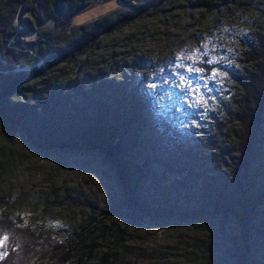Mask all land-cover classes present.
<instances>
[{"label": "rangeland", "instance_id": "374dc122", "mask_svg": "<svg viewBox=\"0 0 264 264\" xmlns=\"http://www.w3.org/2000/svg\"><path fill=\"white\" fill-rule=\"evenodd\" d=\"M207 1L214 11L200 4L172 6L169 0H70L64 12H78L70 26L64 28L55 21L43 26L55 36L65 37L102 17H116L133 6L146 5L140 19L101 36L76 66L59 65L32 82L34 92L27 96L39 103L40 92L52 90L51 105L62 119L99 126L115 123L109 113L119 108L113 89L138 95L133 122L121 133V145L128 153L121 165L131 160L142 176L136 196H130L121 166L102 151L83 145L51 149L45 141L38 146L37 137L21 128L10 143L12 138L0 120V217H21L33 227L43 225L53 232L65 229L83 238L95 227H112L117 233L114 231L111 241L122 252L118 257L123 264L232 261L225 229L239 238L241 248L244 242L248 245L247 264L250 260L264 262V224L260 225L264 223V204L258 224L262 232L258 234L235 213L225 218L223 228L222 214L215 220H200L197 213L192 217L157 216L142 213L132 202L135 198L139 203L168 200L193 210L197 206L192 197L200 196L204 182L215 188L227 184L230 191H237L232 171L238 159L236 151L249 150L254 140L247 141L248 124L240 120V102L245 95L235 75L254 69L253 63H247L248 48L264 36V0ZM2 7L0 1L1 12ZM25 24V15L14 21L16 36ZM15 37L8 40V49L13 48ZM36 39V30L21 38L25 42ZM5 61L6 54L0 52V65ZM41 65L44 62L39 58L36 66ZM197 68L204 71L197 72ZM214 72L220 74L214 77ZM105 86L110 91H105ZM19 99L15 96L12 103ZM218 125L226 128L214 146ZM259 128L252 136L259 134L260 142L251 172L264 183V120ZM179 182L187 183L189 191L179 190ZM117 209L124 214L134 210L142 220L111 218L109 214ZM106 249H99L97 255Z\"/></svg>", "mask_w": 264, "mask_h": 264}, {"label": "trees", "instance_id": "16d2710c", "mask_svg": "<svg viewBox=\"0 0 264 264\" xmlns=\"http://www.w3.org/2000/svg\"><path fill=\"white\" fill-rule=\"evenodd\" d=\"M0 1L3 3L2 12L0 10L2 18L0 20V25H2L0 52L6 54V61L0 65V120L7 129V134L12 138L9 140L10 143H13L12 141L21 128L35 138L37 137L35 141L38 146L42 145V141H45L47 147L51 149L56 147L76 149L83 145L88 149L100 150L121 166L125 185L129 189L128 194L136 196V187L142 176V170L134 168L131 160H126L124 166L121 165L128 155L126 147L121 145V133L123 129L127 132L129 125L133 122L139 103L138 95L129 90L113 89L112 92L117 95L115 101L119 108L109 113L115 123L99 126L93 123L75 124L71 118L62 119L54 112V107L51 105L54 94L52 90L40 92L39 103L28 100L27 96L34 92L31 88L32 82L48 76L50 71L59 65L76 66L79 58L95 47L101 36L124 28L140 19L146 10V5L133 6L129 11L118 14L116 17H102L92 24L77 28L72 34L60 37L42 28L52 21L64 28L70 26L73 17L78 13L77 11L72 14L64 12L63 7L66 3L69 4L70 0ZM169 1L172 6L177 3L193 7H199V4L208 6L207 0ZM25 4L28 6L24 9ZM74 5L75 2L71 7ZM208 10L214 11V5H209ZM24 15L27 16V24L16 36V28L13 23ZM34 30L37 31L35 41L21 40L24 35ZM13 37L16 41L12 45L13 48L8 49V40ZM17 49L21 51L18 52ZM248 49L247 63H253L254 69L246 70L241 75H235V79L245 95L240 102L241 108L239 109V113H242L240 120L243 125L248 124L245 137H247V141L254 140V142L249 150L236 151L238 159L232 171L237 181V191H230L227 184L221 185L222 188L219 186V188H215L210 183L204 182L200 196L192 197L197 206L193 210L182 204H177V206L174 203H169L168 200L157 204V202L149 201L139 203L136 198L132 199V202L142 213H154L157 216L166 217L175 214L192 217L197 213L200 220H215L222 214L223 223L221 226L223 228L224 224L226 225L225 218H229L235 213L244 224L251 227V230L261 234V226L258 224L262 222L264 183L258 181L259 175L252 173L251 169L256 162L258 150L256 151L255 147H258L260 142L257 138L259 134H255L256 137L252 136L255 130H260L259 123L264 120V36H259V39L251 43ZM39 58L43 60L44 65L36 66L39 63ZM204 67L207 68L205 65ZM23 68L31 70L24 71ZM17 69L20 71H16ZM211 70L210 66L207 76L210 75ZM103 89L110 91L109 86H105ZM15 96L20 99L12 103ZM103 115L105 117V112ZM116 123L119 124L117 127ZM225 128L226 126L223 125H218L215 128L216 135L214 134L212 145L217 146ZM249 128L251 129L250 135ZM10 130L13 131L10 132ZM43 131L45 135L42 134ZM179 183L176 186L179 190H188L187 183ZM109 215L113 219L126 216L135 222L142 220L139 213L134 210L130 214H124L121 209H117ZM114 231L117 233L116 229L112 227L109 229L95 227L88 233L90 236L83 238L82 234H71L65 229L53 232L47 230L43 225L33 227L25 223L21 217L12 219L11 215L4 214L0 217V234H7L9 240L6 243L7 254L0 258V264H123V261L118 257L122 252L115 249L116 244L111 241ZM115 235L117 236V234ZM223 235L231 244L229 250L232 251V255H230L232 261L227 260L225 263L215 264H247L248 245H245L244 242L243 248H241L239 238L229 230L224 229ZM101 248L107 249L104 254L99 256L97 251ZM249 264H257V262L250 260Z\"/></svg>", "mask_w": 264, "mask_h": 264}, {"label": "snow or ice", "instance_id": "6c2138e0", "mask_svg": "<svg viewBox=\"0 0 264 264\" xmlns=\"http://www.w3.org/2000/svg\"><path fill=\"white\" fill-rule=\"evenodd\" d=\"M209 63H212V61H209ZM197 72H203V68H197L195 69ZM219 72H214L213 76L219 75ZM9 240V236L7 234H0V258H3L6 256V243Z\"/></svg>", "mask_w": 264, "mask_h": 264}]
</instances>
